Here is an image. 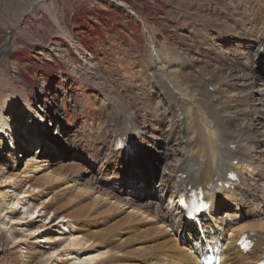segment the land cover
<instances>
[{
	"label": "rangeland",
	"instance_id": "rangeland-1",
	"mask_svg": "<svg viewBox=\"0 0 264 264\" xmlns=\"http://www.w3.org/2000/svg\"><path fill=\"white\" fill-rule=\"evenodd\" d=\"M35 1L0 0V98L5 95L14 98L13 89L28 96L31 106L38 112L42 132L54 137L58 134L64 140L59 152L51 151L56 155L54 163L60 161L62 152L63 161L60 162L64 165L70 164L81 170L93 166L88 169L92 174L86 173L87 176L69 172L70 177L81 185L89 186L86 181L91 179L100 181L112 155L115 125L122 113L127 114L133 133H138L133 153L140 152L145 156V178H138L142 183L136 189L137 194H119V198L132 200L142 208L146 202L160 204L162 210L167 208L169 200L163 193L162 182L182 149L185 129L184 120L178 122L172 109L176 89L174 92L171 87L176 85L171 83L168 87L166 71L178 78L183 84V95L192 99L199 87L204 88L203 83L214 87L222 84L215 94H220L218 99L223 115L236 118L237 110L227 107L238 104L246 111L248 121L257 122L254 109L248 104L249 96L240 98V92L245 90L231 86L232 77L227 74V69L232 64L233 46L247 53L250 59L258 58L257 47L263 42L264 0H118L127 10L106 0H45L44 5L32 7V13L28 14L26 11ZM24 12L27 15L22 17ZM11 29L14 33L10 46L3 47L6 33ZM239 29L244 34L238 36ZM220 30L229 36L226 40H222ZM62 31L70 39L65 38ZM258 39L259 44L248 47V42ZM88 63L96 70L91 74L93 77L84 72ZM160 64L164 68L171 65L173 71L171 68L159 69ZM81 71L80 78L77 72ZM103 86L112 91L114 97H106ZM258 93L259 87L250 104L258 103L255 101ZM258 111L262 108L258 107ZM258 116L262 118L260 114ZM231 117L225 121H230ZM177 118L181 120V117ZM248 128L246 123L239 130L245 132ZM254 129L251 125L250 131ZM256 129V135L264 131L262 127ZM35 136L39 138L38 134ZM155 142L159 144L155 145ZM8 144L6 142L7 154L11 151V141ZM35 148L39 150L36 156H40L41 149L33 145L30 152L19 156L22 166L27 162L24 158L33 154ZM256 152L258 157L264 155V147L258 145ZM92 158L98 159L95 164H90ZM75 173L79 174V170ZM114 182L103 183L101 189L105 192L114 187L130 189L128 184L121 187L122 182L120 185ZM245 185L251 189L254 183L246 181ZM161 196L165 197L159 201ZM257 198L262 200L258 195ZM22 200L14 206L20 217L25 212L29 214L26 218L33 219L37 225L50 223L61 241L67 238L62 235L74 233L72 226L52 215L45 217L39 209L30 214L27 210L33 204L26 196ZM247 206H250L248 201ZM144 209L153 212L151 207ZM161 214L166 222H170L166 211ZM5 222L6 227L0 226V264H25L24 255H35L48 248L42 242V234L35 235L36 243L31 241L27 246L14 247L6 240L11 239L13 228L20 230L19 224L7 218ZM66 256L63 254L61 259L70 258ZM74 262L84 263L85 259L81 257Z\"/></svg>",
	"mask_w": 264,
	"mask_h": 264
},
{
	"label": "bare ground",
	"instance_id": "bare-ground-1",
	"mask_svg": "<svg viewBox=\"0 0 264 264\" xmlns=\"http://www.w3.org/2000/svg\"><path fill=\"white\" fill-rule=\"evenodd\" d=\"M37 1L39 3L36 5H44L45 0ZM106 1L127 10L126 5L118 0ZM26 12L32 13L28 10ZM62 34L70 39L68 34L63 31ZM220 34L222 40L229 37L222 31ZM242 34L243 30L239 29L238 36ZM259 40L248 42L250 45L248 47L259 44ZM261 40L263 42L257 47L258 58L255 60L250 59L247 53H242L240 48L233 46L232 64L229 69L226 68L227 74L232 77L231 86L245 90L240 92V98L249 96L248 104L254 109L257 122L248 121L246 111L238 104L227 107L228 110H237L236 118L229 114L223 115L218 99L220 94L218 96L215 94L216 89L221 88L222 84L214 87L203 83V89L199 87L197 93L192 92V99L183 95L181 89L183 84L178 78H174L170 71H166L168 74L166 79L170 82L168 87L172 86L171 83L176 85L171 87L174 92L176 89V99L173 101L175 105L172 104L175 113L173 114L178 122L184 120L185 132L182 149L178 152L180 155H177L174 166L162 182L165 189L163 193L168 195V206L162 210L160 204L153 202L143 204L144 208L151 207L152 213L146 212L132 200L119 198V194L125 193L123 188L119 190V187H114L105 192L100 186L113 180L116 181L114 184L120 185L122 182L123 187L128 184L127 181L137 180L135 184L129 186L131 190H136L138 178L142 180L145 178L143 164L145 156L140 152L132 154L138 133H133L131 119L128 124L127 114L122 113L115 125L112 155L106 163V170H103L100 181L91 179L86 181L89 183V186L87 184L86 186L81 185L78 180L74 181L69 172L76 176H87L86 173L92 174L88 169L93 166L81 170L70 164L64 165L60 162L63 161L62 152L59 155L60 159L58 157L60 161L54 163L57 159L51 151L56 149L55 151L59 152V146L64 140L58 137V134L54 137L42 132L38 112L31 106L28 96L24 97L13 89L14 98L7 95L1 97L0 226L6 227V218L14 224H19L20 230L13 228L10 231L11 239L6 240L14 247L27 246L31 241L36 243L35 235L39 234L43 235L42 242L48 247L43 252L34 253L35 255L27 253L23 256V263L76 264L75 259L79 261L84 257L85 262H79L80 264H197L198 259L190 249L200 245L199 235L194 226L182 223L177 192L187 186L191 188L200 186L208 190L207 200L211 205L208 220L202 223V226L208 233L218 232L225 240L220 264H256L264 255V155L256 156V147L258 145L264 147V131L263 133L259 131L258 135L254 133L258 131L257 126L264 128V32H261ZM165 68H171L173 71L171 65ZM165 68L159 65V69ZM94 71L96 70L89 63L84 68V72L89 75ZM77 73L81 78L82 71ZM258 87L259 93L255 97L258 103L250 104V99ZM103 90H106L105 87ZM112 94L113 92L107 89L104 95L112 98L114 97ZM258 107L262 108L261 112L258 111ZM259 114L262 118L258 116ZM177 116L181 117V120H178ZM228 116L231 117L230 121H225ZM246 123L249 124L248 130L241 132L239 128ZM251 125L255 127L253 131H250ZM126 132L128 133L124 138ZM59 133L62 134L60 131ZM35 134H38L39 138ZM38 139L41 141L37 142ZM10 141L12 151L7 154L6 142L10 144ZM158 142H155V145H158ZM33 145L41 149L40 156H36L39 150L35 148L33 154L24 158L27 162L22 166L20 154L26 155ZM126 145H129L130 150L125 149ZM231 146H234V149ZM97 160L92 158L90 164H95ZM50 166L55 170L52 171ZM75 170H79V174H76ZM229 172L236 173L239 182L226 188L225 175ZM243 175L247 178L245 179ZM246 181L254 183L253 188L248 189ZM218 183H221L220 187L216 186ZM112 192H116V196ZM257 195L261 201L256 200ZM25 196L33 204L29 206L32 208L27 210L30 214L33 210L39 209L45 217L52 215L62 220L65 225L72 226L74 233L62 235L67 238L61 241L62 238L52 230L50 223L42 222L37 225L33 219L26 218L29 214L25 212L21 213L20 217L14 206L22 203ZM163 197L161 196L159 201ZM247 201L250 206L245 207ZM162 211H166L168 217L170 215V222L164 220ZM227 219H231L232 224L227 223ZM183 230L185 232L182 235ZM26 233L29 235H23ZM244 234H252L256 239L254 248L247 254H243L236 246ZM63 254L70 258L62 260Z\"/></svg>",
	"mask_w": 264,
	"mask_h": 264
},
{
	"label": "water",
	"instance_id": "water-1",
	"mask_svg": "<svg viewBox=\"0 0 264 264\" xmlns=\"http://www.w3.org/2000/svg\"><path fill=\"white\" fill-rule=\"evenodd\" d=\"M39 1H41V0H39ZM37 2H38V1H35V2L32 4V7L36 6ZM32 7H31L30 11L33 9ZM25 15H26V13H24V14L22 15V17H24ZM13 33H14V29H11V30H9V31L6 33V34H7V40H6L5 43L3 44V47L8 48V47L10 46V43H11V37H12Z\"/></svg>",
	"mask_w": 264,
	"mask_h": 264
}]
</instances>
